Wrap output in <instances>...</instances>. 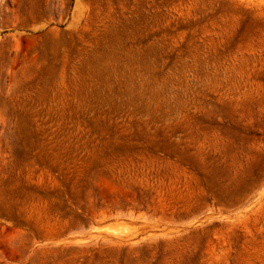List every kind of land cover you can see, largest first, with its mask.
Returning <instances> with one entry per match:
<instances>
[{
	"label": "rangeland",
	"instance_id": "374dc122",
	"mask_svg": "<svg viewBox=\"0 0 264 264\" xmlns=\"http://www.w3.org/2000/svg\"><path fill=\"white\" fill-rule=\"evenodd\" d=\"M0 264H264V0H0Z\"/></svg>",
	"mask_w": 264,
	"mask_h": 264
}]
</instances>
